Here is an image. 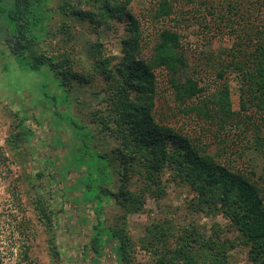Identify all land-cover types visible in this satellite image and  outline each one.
I'll return each instance as SVG.
<instances>
[{
	"label": "trees",
	"instance_id": "16d2710c",
	"mask_svg": "<svg viewBox=\"0 0 264 264\" xmlns=\"http://www.w3.org/2000/svg\"><path fill=\"white\" fill-rule=\"evenodd\" d=\"M132 1L60 0L56 8L60 16L70 17L80 27L87 25L96 34L117 32L116 25L123 26L119 55L105 53L102 40L89 42L85 64L71 54L72 50L54 55L47 48V39L55 38L56 32L66 35L64 40L68 42L76 28L66 22L56 31L51 30L48 0H0V15L12 28L6 34L5 44L24 69L39 72L46 68L64 89L72 84L90 85L96 78L103 83L100 91L94 93L102 97L88 113V120L78 124L69 119L65 124L73 133L74 148L70 155L75 176L68 177L71 167L60 173L59 165H52L58 171V178H53L62 184L59 187L62 197L63 188L73 181L81 186L85 201L91 204L89 209L96 221L86 249L89 246L98 261L108 250L113 255L111 264H130L132 245L125 234V223L106 227L103 208L114 201L124 214L140 213L146 197L160 200L165 195L164 183L171 181L191 192L195 212L221 216L237 232L239 240H223L216 229L206 235L191 225L187 234L171 247L169 241L174 237L171 225L165 220L157 221L146 227V235L138 241L140 248L153 256L151 263L143 264H228L229 252L237 244L248 248L251 264H264V164L258 175L253 164L246 172L222 162L226 155L242 157L251 150L264 163V0H221L215 5L209 1L208 13L216 16L219 24L223 20L230 22L232 14L238 16L239 25L244 21L238 25L242 35L237 36L240 38L237 48L234 46L228 52V62L217 59L212 52L204 58L206 66L213 62L210 68L219 79H224L225 71L235 74L237 110L233 109L227 82L209 92L202 85V78L195 77L176 28L160 27L151 54L145 56L138 20L129 11ZM173 1L177 4L180 0H160L152 18L164 22L175 14ZM59 41L63 43L62 39ZM167 96L172 98L173 107ZM157 100L161 101L159 106ZM69 106L62 112V107L54 105L53 116L73 117ZM184 118L196 124L195 128L211 133L213 140L217 139L219 146L215 153H209L210 145L204 142L203 132L193 135L184 130L180 122ZM25 122V115L20 116L17 130L7 142L15 156L24 154L21 143L31 133ZM230 131L245 138L248 144L238 148L239 152L226 141ZM91 135L104 144L97 153L91 148ZM167 171L169 180L163 181ZM136 186L138 190L131 189ZM33 207L39 223L50 230L52 213L46 201L37 196ZM55 242L56 235L52 234L49 252L54 264H58ZM27 251L28 247L23 260L28 258Z\"/></svg>",
	"mask_w": 264,
	"mask_h": 264
},
{
	"label": "rangeland",
	"instance_id": "374dc122",
	"mask_svg": "<svg viewBox=\"0 0 264 264\" xmlns=\"http://www.w3.org/2000/svg\"><path fill=\"white\" fill-rule=\"evenodd\" d=\"M159 1L133 0L129 6V11L139 23L145 56L151 54L160 27L176 28L181 35L184 54L191 68L195 69L193 72L195 77L202 78V85H205L209 92L221 88L222 83L227 82L233 109L237 110L238 92L235 74L225 71L224 79H219L213 75L210 68L213 62L206 66L204 58L212 52L217 59L228 62V52L233 51L234 46L237 48L240 41L237 36L242 35L239 26L244 21L239 25V22L236 23V20L239 21L238 16L232 14L230 22L223 20V23L219 24L220 21L216 19V16L208 13L210 10L208 6L211 1L215 5L221 0H193L191 4L180 0L177 4L172 2L176 13L164 22H159L152 18ZM59 2L60 0H48L47 8L52 14L48 27L56 31L61 23L69 22L71 25L74 24L76 30L73 29L74 33L72 30L74 36L68 42L64 40L66 35L58 32L52 40L47 39V48L53 54L55 53L54 55H57L59 51L72 50L71 54H74L77 59L81 58L86 64L88 43L97 40L103 41L105 53L119 55V37L123 34L121 24L116 25L117 32L100 31L96 34L87 25L80 27L70 17L60 16L56 10ZM82 7H84L83 4ZM242 12L245 16L244 9ZM8 25L4 16L0 15V264H17V262L54 264L49 252V239L52 234L56 235L58 264H111L113 255L108 250L98 261L90 247L88 246L87 249L85 247L89 245L92 235L91 227L96 218L94 212L89 209L91 204L84 199L83 190H80L81 186L71 181L70 186L63 188L65 196L62 197V191L59 188L62 184L53 178H58L59 169L61 173L62 169L69 167L72 168L69 169L72 173L68 172V177L75 176L73 172L75 165L71 164L74 148L73 133L68 126L65 128V124L69 122V119L78 124L88 120V113L96 107L102 97L94 93L100 91L103 83L100 78H96L90 85L72 84L64 89L46 68L39 72L24 69L11 55L5 44L7 32L12 31ZM60 39L63 43L59 41ZM85 64L80 65L85 67ZM214 65L216 66L217 63ZM210 71H212L211 74H209ZM167 101L172 107L174 106L171 97H168ZM69 104L73 117L64 114L62 119H56V116H53L54 105L62 107V112H65L63 108H67ZM159 104L161 101L157 100V106ZM22 115H25V123L31 133L29 138L21 143L20 150L24 154L15 156L8 149L7 142L11 134L16 132L18 119ZM180 122L184 124L186 132L193 135L203 132V135H206L204 142L210 145L209 153L217 151L218 141L213 140L211 133L195 128L196 124L185 118ZM251 133L247 134L248 137ZM237 135L238 133L230 131L225 136L226 141L234 144L237 149L248 145L245 138ZM98 141L99 138L91 135V148L96 153L104 145ZM46 159L49 160L48 166L45 163ZM222 162L246 172L250 164H253L258 169V175L264 164L262 159L251 150L242 157H238V154L229 157L226 155L222 158ZM53 164L60 166V168L57 167L58 171L55 166H52ZM254 179L257 178L254 177ZM162 180H169L168 171L163 174ZM65 185L69 183L65 182ZM164 186L165 195L158 201L152 197H146L145 205L140 213L124 214L114 201L103 208L102 220L106 227L125 223V234L130 238L132 245L130 264L152 262V253L140 248L138 241L146 235V227L157 221L165 220L171 225L174 234L169 241L171 247L176 245L180 236L187 234L191 225H195L206 235L216 229L221 239L238 242L237 232L227 220L221 216H206L193 210L192 194L186 187L171 181L165 182ZM262 186L264 188V184ZM131 189L138 190V187ZM37 196L46 201L52 213L53 225L50 230L37 220L36 210L33 207V201ZM26 247H28V258L23 260ZM247 251L246 246L237 244L229 252L228 264H251L247 258Z\"/></svg>",
	"mask_w": 264,
	"mask_h": 264
}]
</instances>
